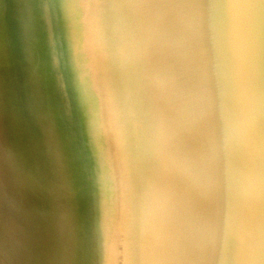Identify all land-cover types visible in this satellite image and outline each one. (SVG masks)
I'll use <instances>...</instances> for the list:
<instances>
[{
	"label": "water",
	"instance_id": "1",
	"mask_svg": "<svg viewBox=\"0 0 264 264\" xmlns=\"http://www.w3.org/2000/svg\"><path fill=\"white\" fill-rule=\"evenodd\" d=\"M29 2L31 18L22 23L27 1L6 0L9 38L16 42L22 65L31 47L37 61L34 70L40 66L41 100L46 93L50 124L66 155V169L76 167L79 213H88L91 233L99 234L102 245V225L110 220L114 195L104 158L105 140L98 128L100 103L88 65L84 18L66 15L61 7L66 0ZM91 2L96 5L91 29L113 159L123 260L139 264L149 259L135 244L146 197L158 196L163 209L186 207L205 195L196 176L202 164L196 150L202 131L190 113L181 82V74L191 71L192 65L180 51L182 34L167 19L169 9L164 6L173 0ZM209 2L213 6L207 43L210 84L218 105L217 129L224 127L230 133L232 176L230 220L209 264H264V200L257 205L251 195L255 156L247 100L254 89L260 100L256 132L264 143V0ZM28 26L30 41L25 36ZM102 178L111 193L103 191ZM88 180L91 189L85 192L82 188Z\"/></svg>",
	"mask_w": 264,
	"mask_h": 264
},
{
	"label": "rangeland",
	"instance_id": "2",
	"mask_svg": "<svg viewBox=\"0 0 264 264\" xmlns=\"http://www.w3.org/2000/svg\"><path fill=\"white\" fill-rule=\"evenodd\" d=\"M26 1L22 23L31 18L30 0ZM7 6L6 0H0V264H101L107 256L124 264L112 152L88 16H83L86 54L100 103L98 128L105 140L104 158L114 195L110 220L102 225V245L99 234L91 233L88 213H79L76 167L68 165L66 169V155L61 153L59 137L50 124L46 93L41 100L40 66L34 70L37 61H33L31 47H27L26 60L23 56L27 63L22 65L16 42L10 41ZM29 28L25 27L27 38ZM82 189H91L89 180Z\"/></svg>",
	"mask_w": 264,
	"mask_h": 264
},
{
	"label": "clouds",
	"instance_id": "3",
	"mask_svg": "<svg viewBox=\"0 0 264 264\" xmlns=\"http://www.w3.org/2000/svg\"><path fill=\"white\" fill-rule=\"evenodd\" d=\"M61 7L73 19L87 14L90 25L94 21L96 5L91 0H66ZM164 7L169 9L167 19L171 27L182 34L181 54L192 65L191 71L181 74V82L189 96L190 113L202 131L196 145L202 164L196 176L205 195L194 198L186 207L165 205L161 209L159 197L150 194L137 221L135 244L149 257L139 264H209L230 220L228 197L232 188L230 133L224 127L217 129L218 105L211 89L207 59L213 6L209 0H173ZM89 38L95 39L91 28ZM242 88H246L243 83ZM247 100L255 156L250 189L253 200L259 205L264 200V169L261 168L264 143L256 132L260 109L258 93L253 89ZM219 118L222 122V114ZM101 183L104 192L111 191L107 179L102 178ZM101 264H121V261L107 256L102 257Z\"/></svg>",
	"mask_w": 264,
	"mask_h": 264
},
{
	"label": "bare ground",
	"instance_id": "4",
	"mask_svg": "<svg viewBox=\"0 0 264 264\" xmlns=\"http://www.w3.org/2000/svg\"><path fill=\"white\" fill-rule=\"evenodd\" d=\"M83 222V221H82ZM81 228H82V226H81ZM85 233V232H84ZM86 235H84V237H85ZM76 240V239H75ZM80 240V239H79ZM77 241V240H76ZM82 241V240H81ZM78 242V241H77Z\"/></svg>",
	"mask_w": 264,
	"mask_h": 264
}]
</instances>
